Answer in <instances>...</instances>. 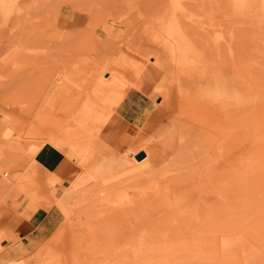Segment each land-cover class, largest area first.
Listing matches in <instances>:
<instances>
[{"label": "rangeland", "instance_id": "obj_1", "mask_svg": "<svg viewBox=\"0 0 264 264\" xmlns=\"http://www.w3.org/2000/svg\"><path fill=\"white\" fill-rule=\"evenodd\" d=\"M178 1L187 38L237 69L245 108L196 101L158 56L177 0H0V171L15 177L0 224L55 214L27 244L0 225V264H264V197L244 189L264 176L244 162L264 145V31L234 0ZM136 86L152 106L128 132L115 108ZM46 145L56 169L35 160Z\"/></svg>", "mask_w": 264, "mask_h": 264}, {"label": "bare ground", "instance_id": "obj_2", "mask_svg": "<svg viewBox=\"0 0 264 264\" xmlns=\"http://www.w3.org/2000/svg\"><path fill=\"white\" fill-rule=\"evenodd\" d=\"M15 1L16 0H2V3H4L3 5L6 4V6L9 7L10 9H13L15 7L12 6V5L15 3ZM178 2L179 1L177 0V3H174V2L172 3L173 6H174V11H176V14H174L175 12H173L172 10L170 11V12H172V14L169 13L171 15H175L173 20H172L171 26H170V28H169V30L167 32L170 40L168 39L169 40V41H167L168 43L162 45V48L159 47L160 49L157 50L158 56L161 57L160 59H162V58H163V60L166 59L171 65L173 64L175 67H177L176 70L178 71V75H179L178 76V79H179V82H180L179 84L185 88L184 90H185L186 94H191L192 97H194L195 100L197 98H204V100L207 98V99H211V100L216 101V102H220V103L222 102V104H224L225 106L228 105V108L226 110L229 109V104H230V107L232 105V106L235 107V109H236V107L239 108V109L240 108H245L246 103H247V98H248L249 95L247 96V93H246V90H245V84L243 85L242 82L240 84V80L238 79L240 77V75H239L238 72H236L237 69L236 70L234 69V71H227L228 68L222 69V68H225V67L223 66L221 68L220 65H219L220 63L216 62L217 61L216 58H214L215 60L212 59L211 56L208 58L209 55L207 56L206 52L204 53L205 50H200V48L196 44H194L192 40L190 41L187 38L188 33L186 34V32H187L186 29L184 30V26H182L180 24L181 21L179 22L178 17H177V16H179L180 13L182 15L183 14L187 15V13L185 12L186 10L184 9V5H182V7H181V4L178 3ZM233 6H234L235 9L239 10L243 16L256 17L257 23L259 25L260 30H262V32L264 31V0H234ZM5 9H7V8L5 7ZM177 13H179V14H177ZM262 41H264L263 38H262ZM263 50H264V46H263ZM262 51H261V49H259V55H260V52H262ZM263 56L264 55H262V57L261 56H259V57L263 60ZM218 61H220V60H218ZM234 68H235V66H234ZM175 86H176V84H175ZM162 92H164V91H162ZM255 94H256V92H255ZM257 96H258V94H257ZM263 98L264 97H262V100H261V102H263L262 105L264 104ZM201 100L199 99V101H201ZM196 101H198V100H196ZM220 106H221V104H220ZM222 107H220V109ZM225 108H222V109H225ZM229 111H231V109H229ZM231 112H233V111H231ZM263 117L262 118H258V119H264ZM262 122H264V120ZM255 124H256V122H255ZM259 125L261 127V125L263 126L264 124L263 123L262 124L259 123ZM258 128H259V126L256 127V129H258ZM249 129L251 130L252 128H249ZM250 132H248V135H249ZM262 134H264V132ZM259 137H262V136H259ZM259 137L256 136L254 138L257 139ZM255 141L256 140H254L253 142L255 143ZM257 142H259V141H257ZM252 155L254 157L252 156V157L248 158L247 161L246 160L244 161L245 164L247 165L246 166L244 164L245 165V169H246L247 172L252 170V167L254 166L255 163L258 164L261 160H262V162L264 161L263 160L264 159V145L263 146L262 145L259 146L257 151H255V153L252 154ZM263 165H264V163L263 164L261 163V167ZM257 168H259V167L257 166ZM247 172H246L247 175H244L246 177L249 176ZM254 173H257V172H254ZM255 177L257 178V175ZM247 178H249V177H247ZM14 181H15V177H14L12 172H10L8 170H6L4 172L0 171V185H1V187L3 186L4 188H9L11 185L14 184ZM53 181L55 182L54 179H53ZM58 182L59 181H57V183ZM60 183L58 184L59 186L62 185ZM71 187L72 186H70V189H71ZM78 187H79V185H78ZM78 187H77V189L80 188V187L79 188ZM54 188H55V186H54ZM236 189H238V188H236ZM244 189H245L246 193L251 195L253 201L255 199L260 198L261 196L264 197V176L259 177L257 179H254V181H253V178H252V182L249 181V183H247L245 185ZM23 190L25 192V189H23ZM119 191H121V190H119ZM122 191H123V189H122ZM124 191L122 193L123 194H127V192L125 193ZM65 192L66 193H63V195L64 194H65V196L69 195V193H68L69 191L67 192L65 190ZM71 192H73V191H71ZM53 193H56V192L54 191ZM116 194H117V192L115 193V196H118V194L117 195ZM23 195H25V194H23ZM76 195H74V197H76ZM119 195H121V194H119ZM17 196H21V195L19 194ZM74 197L72 199L73 201H71V202H74ZM18 198H19V200L21 199V197H18ZM69 198H71V197H69ZM106 198H108V197H106ZM63 199H67V198H63ZM77 199L80 200L81 198H77ZM125 199H126V197H125ZM125 199H124V196L121 195L119 197V202L123 203ZM70 200L71 199H69V201ZM69 201L67 200V202H69ZM75 201H78V200H75ZM21 202H22V200H21ZM23 202H25L24 205L28 204L26 199ZM60 202H62V201H60ZM60 202H57V203H60ZM67 202H66L67 205L66 204L65 205L69 206V204H71V202L69 204ZM57 203H55V204H57ZM74 204H76V203H73V205ZM60 205H62V204L60 203L59 207H60ZM63 206L64 205H62L61 207H63ZM64 208H66V207H64ZM67 209L69 210L70 208H67ZM32 211L34 212V210H32ZM65 213H68V212L65 210ZM207 219H209V217H207ZM210 221H212V220H210Z\"/></svg>", "mask_w": 264, "mask_h": 264}, {"label": "crops", "instance_id": "obj_3", "mask_svg": "<svg viewBox=\"0 0 264 264\" xmlns=\"http://www.w3.org/2000/svg\"><path fill=\"white\" fill-rule=\"evenodd\" d=\"M151 106V97L146 92L137 87H131L115 108L119 125L127 128L128 132H133L130 126L147 116L151 111ZM63 159L62 153L49 145L44 146L35 156L38 163L52 170L56 169ZM54 215L53 210L46 212L39 209L27 218H19L20 215L14 214L11 218L5 219L0 225L16 233L22 243L27 244L28 238L35 239L41 236L43 239H47L51 235V230H48V222L52 220ZM23 240H26V242Z\"/></svg>", "mask_w": 264, "mask_h": 264}]
</instances>
